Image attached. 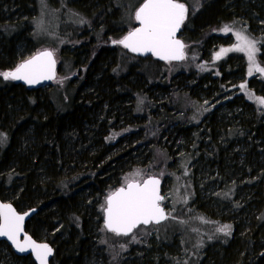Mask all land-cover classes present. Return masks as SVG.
<instances>
[{"label": "trees", "instance_id": "trees-1", "mask_svg": "<svg viewBox=\"0 0 264 264\" xmlns=\"http://www.w3.org/2000/svg\"><path fill=\"white\" fill-rule=\"evenodd\" d=\"M47 1L0 0V71L13 70L32 56H24V51L33 49L37 53L44 48H57L62 41V49L70 48L66 59L61 57L60 51L63 59L58 73L63 69L60 74L65 78L63 85L51 82L44 85L45 90L44 86L29 87L0 77V199L12 203L19 211L37 210L26 229L36 240L52 244L55 252L51 264H264V157L259 153V148H264L263 109L254 108L253 112L241 98L226 99L225 90L220 88L224 81L217 76L203 85L200 72L193 71L194 67L184 72L176 71L179 65L176 66L170 78L180 74L189 81H178V85L170 83L168 88L162 89L166 87L164 81L169 80L170 73L163 71V62L151 56L133 57L120 45L113 46L109 41L113 37L119 39L132 26L118 22L123 16L126 0H62L57 8L47 6L51 12L60 9L69 12L76 25L71 24L59 32L48 24L44 33L60 41L42 43L36 39L35 19L39 17L41 3L46 5ZM195 1L188 0L190 8ZM80 12H87V17L81 16ZM260 19H264V0H206L198 11L189 13L183 24L182 38L184 42H193L201 51L198 52L205 54L212 41L207 33L219 28L223 21L227 24L244 22L254 33L264 35V24L256 22ZM256 27H261L262 31L256 32ZM121 56L130 59L126 60L125 69L120 67ZM261 58L264 59V46ZM148 62L156 65L157 73L151 79L143 68ZM226 63L224 65L235 78L242 73L240 62ZM195 79L192 89L184 88ZM154 84L159 90L151 92ZM253 88L264 95V83ZM58 90H61L59 95ZM212 90L215 97L203 98L210 100L212 108L207 104L203 109L219 112L201 117L200 111L197 112L198 107H202L199 101L188 97L199 98L203 92L205 96H213L207 95ZM164 92L169 98L163 102L165 109L160 111L163 117H156L149 108L141 109L130 101L137 97L150 98L153 93L162 97ZM227 93L230 97L231 91ZM180 95L187 98H179ZM218 98L226 100L223 106ZM181 105L192 114L182 122L176 117ZM234 118L243 121V131L250 136L243 159L240 154L228 153L223 144L218 143L221 142L219 136L223 138L222 142L224 138L232 140ZM163 124L167 132L170 130L167 142L171 141V149L179 142L178 138L182 146L185 145V152L175 153L178 154L176 157L170 155L171 159H168L170 162L178 159L177 168L171 172H177L179 180L173 185L180 186L186 180L193 182L192 165L196 160L193 150L196 143L205 142L208 134L211 142L205 152L211 158L196 169V179L202 180L207 173H213L214 166L222 172L225 170L227 175L232 172L236 175L237 165L242 175L250 172L248 175L252 177V185L247 193H243V201L235 198L231 201L232 207L243 213L226 222L231 225L229 237L215 236L200 250L190 247L186 238L189 236L190 240L198 242L196 235L190 232L191 227H196L195 214L208 216L196 206L199 197L196 188H193L194 203L193 199L191 207L183 208L178 218H194L187 235L183 226L179 228V224L172 221L168 223L170 227L164 224L140 227L135 231V241L131 236H116L104 229L102 206L105 196L121 186L119 176L128 169L130 156L125 152L124 142L135 135L136 147L147 141L162 145L153 130L157 129L156 125ZM133 126L138 132L132 134L133 129L128 138L125 128ZM142 131L148 133L139 139L137 134ZM152 132L153 136H150ZM163 148L167 149L165 156L169 148ZM215 149L223 150L212 154ZM183 173L188 176L184 178ZM213 202V210L220 212L219 200L213 199ZM218 220L216 222L221 226ZM0 264L36 262L30 255H17L7 242L2 241Z\"/></svg>", "mask_w": 264, "mask_h": 264}, {"label": "rangeland", "instance_id": "rangeland-1", "mask_svg": "<svg viewBox=\"0 0 264 264\" xmlns=\"http://www.w3.org/2000/svg\"><path fill=\"white\" fill-rule=\"evenodd\" d=\"M182 1H183V3H185L189 7V13H191L192 8H190V6L188 4L189 3L188 0H182ZM204 1H206V0H196L195 3L193 4V6H191V7H195V9H197V11H198L199 7L202 6V3ZM50 2H51V4H50ZM141 3H142L141 0H126V1H124L123 2L124 6H125L124 13H123V16L118 19L119 20L118 22L123 23L124 25L130 24L129 26L132 25L131 28L134 27V24L135 25L138 24V21L135 20V11L141 5ZM60 4H62V0H49L46 2V5L41 3L39 17L38 18L36 17V19H35V29L38 32V34H37L38 36L36 39L41 41L42 43H45V44L46 43H56V42L60 41V39H58L56 41L55 36L44 33V31L47 29L48 24H50V28H54V30H58L59 32L62 31L63 29H68L69 26H71V24L73 26L76 25L75 24L76 21L73 20L74 17L69 12L68 13L64 12V9H60L59 12H51L47 9V6L49 8H57L58 5H60ZM85 10L88 11L86 8H85ZM75 13H76V11H75ZM80 13H81V16H83L84 18L87 15L86 14L87 12L84 14L82 12H80ZM77 17L79 18V16H77ZM131 18H132V22H131ZM86 20H87V18H86ZM256 22H258V24H264V19L257 20ZM225 25L232 26L233 31L229 32V33H224L223 31H221V29ZM131 28H129L128 31ZM256 29H257L256 32L262 31L261 27L260 28L256 27ZM236 31H245L251 38L256 39V40L261 42L257 45L259 48V52L257 53L256 59H257V62L260 64V66L264 67V59L262 60V58H261L262 57V48L264 46V35L260 34V33L259 34L254 33L247 25H245L244 22L238 23V22L234 21L233 23L227 24L223 21L222 25L219 28L214 29L211 32L207 33V37H210L212 41H210L209 48L206 49L207 51H204L205 54H200L201 51H199L198 48L194 47L193 42H191V41L187 42L186 41V42H184L186 45V47L184 49V52H185V59L184 60L170 61V62L169 61H165V62L162 61L165 64V65H163L164 66L163 71H165L166 74L168 72H170L168 75V78H167L169 80L164 81L165 84L163 86H166V87H164L162 89L168 88L170 83L177 84L178 81H185V80L187 81L186 77L179 76L180 74L173 77V78H170L172 73H173V70L175 69L176 66L179 65L176 68V71L177 70H184V72H187L190 68L192 69V67H194L195 69H192V70L200 72V75H201L200 77L203 80L202 81L203 85L205 84V82H209V79L212 80L214 77L219 76V78L222 81H224L221 84L220 88L225 90L226 99L227 98H235V97L241 98V102L245 101L248 104V108L251 109V111L254 112V108L256 110L259 108H262L263 114H264V105L258 104L254 98L250 99L249 95H248V93L251 92L254 94L255 97L264 98V95L262 93H260L259 90H255L253 88V87H260V83H264V74L253 72V75H251V76L248 75V69H249L250 65H249V61L247 59V55L243 52H235V51L228 52L226 55H223L221 59H219V60L215 59V54L221 48H230L234 44L237 43V40L235 37ZM119 32L117 31V33H119ZM182 33H183V30H181V36H180L181 38L183 36ZM124 34L119 39H122ZM119 39L113 37V38H110L109 41H111V45L116 46V44L112 43V41L119 40ZM64 43H65V41H64ZM62 44H63V41H62ZM62 44H59V47H57V48H49L48 47V48H44V49L38 51V52H41L44 50H50L53 52L54 56L56 57V60H57L56 78L54 80H52V84L57 83L59 85H63L65 83V78H63L60 75L61 72L63 71V69L59 70V73H58V68H59V65L61 64L62 59H63L61 57H64V59H66L65 55L68 54L70 48H69V46H67L66 48L62 49V46H63ZM33 51H34L33 49H31L27 52L24 51L23 55L24 56H27V55L33 56L36 54ZM55 51H58V53H56ZM60 51H61V57H60ZM121 54H123V52ZM133 57H136V56H133ZM20 58L24 59L22 56H20ZM126 60H130V59L127 58L126 56L120 57V67L121 68L125 69L127 67V64H126L127 61ZM227 60H228L230 65H233V63L235 61L240 62V65L242 64L241 66L243 67V71H242V73H239V75L236 78L234 76H232L230 69H227V67L224 65ZM157 61H159V60H157ZM228 62L226 63L227 65H228ZM190 63L192 65H190ZM238 65H239V63H238ZM241 66H239L238 68H240ZM143 68H144L145 72L149 73L148 75H149L150 79L152 77H154L157 73L156 65L152 62H148V64L144 65ZM222 71L224 73H222ZM204 76H208V77H204ZM224 76H225V79L223 78ZM165 79H166V77H164L163 80H165ZM188 81H189V79H188ZM210 82H212V81H210ZM256 82H259V84H258L259 86L257 85ZM49 83H51V82H49ZM195 83H196V80L192 84H189V86H185L184 88L190 90L193 88ZM243 83L247 84L246 90H242L239 87V85H241ZM41 86H44V85H41ZM152 86L153 87L150 88L151 92H155L156 90H159L158 87L155 86V84ZM227 86H229V87H227ZM147 87L149 88L148 85H147ZM45 90H47V87H45ZM227 91H231L230 97H229ZM167 92H164L163 94H165V95H163L162 97H160V96L156 97L155 93H153V96L150 98L137 97V98L131 99L130 101H132L131 104H133L134 106L139 107L141 109L149 108V111L153 115H155L156 117L157 116L163 117V114H160V111L165 109L163 102L167 98H169V96L166 97ZM60 93H61V90H58V95ZM207 95H213V90ZM212 97H215V96L214 95L213 96H205V93L203 92V93H201L199 98H194V97H188V98H192V99L199 101L200 106H202V107H198L197 112L200 111L199 116L204 117L207 114H210L208 116H211V115L215 114L216 112H219V111H213L212 112V110L205 111L203 109V107L207 104L210 105V107L212 108V104L209 100ZM179 98H187V97L180 95ZM203 98H209V99H203ZM218 100L220 103H222L220 106H223L225 104L224 102L226 100H222V98H218ZM189 104L193 108H196L193 103L189 102ZM147 105H149V106H147ZM221 108H219V110ZM238 112H240V110H237V113ZM147 113L149 115V112H147ZM191 115L192 114L189 112V110L185 106L181 105L180 112L176 114V117L179 119L178 121H181V120H184L188 116H191ZM225 116H226V118H229V114H226ZM234 119H235L234 120L235 125L232 124V127H231L232 128V135H233L232 140L228 141L227 138H224V142H222L223 138L221 136H219L218 141L220 140L221 142H218V143L223 144V146H224L223 149H225L228 153L231 152V154H233L235 156L240 154V158L243 159L245 157V153H244L245 148H246L245 146H246L247 142L250 140V136L247 135L246 131H243V125H242L243 121L240 119H236V118H234ZM132 121H134V119H132ZM134 122H137V120H135ZM134 122H131V123H134ZM263 122H264V119H263ZM156 127H157V129H154L153 132L156 133V137L158 139V142L163 143L162 145H159V144L155 145L154 142L147 141L145 144L143 143V144H140L139 147H136L138 142L134 141V139H136L135 135H133L134 137H132L131 140H128V141L126 140L124 142L125 152L127 153L128 156H130V160L127 163L128 169L124 173H122V175L119 176V179H118L119 182L118 183H119V185L123 186L124 178L125 177H131L137 171H139V173H140V176L137 177L139 179H146L149 176L160 177L162 180V195L165 196V200L163 201L162 204L166 208V211L168 212V217L170 219H172V220H167L162 224H164L163 226H168V227H170V225L168 223L171 221L173 224H175V223L179 224V228H181L183 226V231L185 232L186 235L188 234V229H189L190 223L195 222V220H194V218L192 219V217H189L190 220H187V218L183 219V220L178 219V218L181 216V214H182L181 211L183 208L191 207L192 200L196 197L195 190L193 188H196V192L199 196L197 201H196V206L199 207L200 209H202L203 211H205L208 214V216L206 215V217H205L203 215L202 216L199 215L198 213L195 214L196 215V222H195L196 227L192 228L190 226L192 229V230H190V232L192 231V234L196 235V239H198L199 241L196 242L194 239L190 240L189 236H186V238L188 241V245H190V247L200 250V247L205 246V244L208 240H210V239H212L218 235H222V236L225 235L222 232L216 231L217 228H219L223 225L229 224L226 222L229 221L230 218L236 219L243 213L241 211L235 210L232 207L233 202H231V201L234 198L236 200H240V201L242 200L243 193H247L249 188L252 185V181H251L252 177H250L248 175V173H250V172H247V173L245 172V174L242 175V172H240V169H239V165H237L236 171H234L236 173V175H234L233 172L230 173L229 175H227L225 173V170L222 172L221 170H218V167L214 166L213 173H210V172L207 173L206 176L202 180L196 179V169L199 166H202V164H207L209 158H211L210 154L205 152L206 148L208 147L209 143L211 142V140L209 139V134H208L205 142L204 143H202V142L196 143V146L193 150L195 155H196V160H195L194 164L192 165V170L194 171V174H195V178L193 179V182H189L186 180L185 183L184 184L181 183L180 186L179 185H176V186L173 185V182L175 183L179 180V174L177 172H171L172 169L177 168L178 159L176 158L174 160H171V162L168 159L170 158V155L172 157L173 156L176 157V156H178V154L175 155V153L185 152V150H184L185 145L182 146V142L180 141L181 139L178 138L179 142L175 143V146H172V149H171V146H170L172 144L171 141L167 142L168 141L167 138L171 136L169 134L170 130L167 132V128L164 127V124L163 125H156ZM125 129H127L126 132H127V135H129L128 138L130 136H132V134H136L138 132L136 126H133L131 129H128V128H125ZM133 129H134V133L130 134L133 131ZM153 132L149 133L150 136H153ZM145 133H148V132L142 131L141 134H137L138 135L137 137H139V139H140V138H142L143 135H145ZM192 133L194 134V132H192ZM165 134H167V135L164 136ZM263 134H264V132H263ZM229 136H231V135H229ZM262 141L264 142L263 138H262ZM164 143H166V144H164ZM165 146H167L170 151L168 150V153L165 156H163L164 153H166V151H167V149L164 150V148H163ZM223 149H217V150L215 149V151L212 152V154L222 152ZM236 150H239L240 153H238ZM123 151H124V149H123ZM259 152L264 157V148H259ZM165 157H166V161H165ZM241 162H240V164L242 165V168H243V161H241ZM170 173H173V174L171 175ZM188 173L190 174V172H188ZM183 174H184V178L188 176L187 173H183ZM226 176H228V178ZM209 189L211 190V193L208 194ZM212 198L214 200H219V202L217 204L219 206L220 212L213 210L212 207L214 205V202H213ZM195 199L193 200V203H194ZM201 203H203V204H201ZM222 205H224V206L222 207ZM239 212H241V213H239ZM236 213H238V214H236ZM229 216H231V217H229ZM217 219H219L218 223L222 224L221 226H219L217 224V222H216ZM223 220H225V221H223ZM137 230H139V229H137ZM182 235H184L183 232H182ZM226 237H229V235H227Z\"/></svg>", "mask_w": 264, "mask_h": 264}, {"label": "snow or ice", "instance_id": "snow-or-ice-1", "mask_svg": "<svg viewBox=\"0 0 264 264\" xmlns=\"http://www.w3.org/2000/svg\"><path fill=\"white\" fill-rule=\"evenodd\" d=\"M196 11L192 8V13ZM189 15V7L180 0H143L141 6L135 11V20L139 27L128 32L122 39L112 43L123 45L134 53H152L161 60H184L186 47L177 38V32ZM221 31L232 32V26L225 25ZM237 43L230 48H221L215 59L219 60L228 52H243L249 61L248 75L253 72L264 74V67L257 62L258 44L260 41L251 38L245 31H236ZM54 54L44 50L30 59L19 63L13 70L0 71L4 80H23L27 84H36L41 80H51L55 77ZM242 90L247 89V84L239 85ZM249 98H254L260 105H264V98L255 97L248 93ZM139 171L131 177L124 178L123 186L110 192L102 206L104 212V229L116 236H131L135 241L134 230L141 225L160 224L169 217L165 213L161 202L165 196L161 195L160 180L154 176L139 179ZM35 211V210H33ZM28 213L19 214L11 204L0 203V236L7 237L20 252L31 250L35 253L40 264H48V257L52 249L46 243H37L31 236L24 234V220ZM225 235L231 234V225H223L216 229Z\"/></svg>", "mask_w": 264, "mask_h": 264}, {"label": "water", "instance_id": "water-1", "mask_svg": "<svg viewBox=\"0 0 264 264\" xmlns=\"http://www.w3.org/2000/svg\"><path fill=\"white\" fill-rule=\"evenodd\" d=\"M143 3V2H142ZM141 3V4H142ZM141 6V5H140ZM139 6V7H140ZM138 7V8H139ZM137 8V9H138ZM136 27H139V23H138V25L136 26ZM135 27V28H136ZM182 28H183V25L181 26V28H180V30L177 32V38L178 39H180L181 40V42L183 43V44H185L184 43V41H183V39L182 38H180V32H181V30H182ZM128 34V33H127ZM126 34V35H127ZM123 46V45H122ZM126 49V48H125ZM128 51H130L129 49H127ZM48 51H50V50H48ZM131 53H133V54H135V55H137V56H140V57H149V56H151V57H153V58H155L156 60H159V61H167V60H161L159 57H157V56H155V55H153L152 53H145V54H142V53H134V52H132V51H130ZM39 53V52H38ZM37 54V53H36ZM35 54V55H36ZM34 56V55H33ZM32 57V56H31ZM30 57V58H31ZM30 58H28V59H30ZM54 59H55V61H56V65H55V77H56V69H57V60H56V57L54 56ZM173 61H181V60H173ZM55 77L53 78V79H51V80H41L39 83H36V84H31V85H29V84H27L25 81H23V80H14V81H17V82H21V83H23V84H25V85H27V86H29V87H38V86H41V85H46V84H49V82H52V80H54L55 79ZM154 177H156V178H158L159 180H160V191H161V195H162V180H161V178L160 177H158V176H154ZM148 178V177H147ZM146 178V179H147ZM121 187V186H120ZM119 188V187H118ZM0 203H4V204H11L12 206H13V208L17 211V213H19V214H24V213H28L29 215H27L26 217H25V220H24V224H23V227H24V233H22L21 234V240H23V236H24V234H27V235H29V236H31V234L30 233H28L27 232V229H26V224H27V222L28 221H30V219L32 218V216L36 213V209H30V210H25V211H19V210H17L16 208H15V206L12 204V203H10V202H5V201H2L1 199H0ZM163 203V201L161 202V204ZM162 207L164 208V210H165V213L168 215V212L166 211V208L163 206V204H162ZM33 210H35V211H33ZM104 214V213H103ZM166 220H164V221H161V223L160 224H162V223H164ZM103 224H104V216H103ZM154 224V223H153ZM160 224H155V225H160ZM149 225H151V224H149ZM149 225H143V226H149ZM142 226V225H141ZM135 231V230H134ZM32 237V236H31ZM32 239L33 240H35L37 243H46V244H48L49 245V247L52 249V254L48 257V264H51V262H50V260L52 259V257H53V255H54V248H53V246L50 244V243H48L47 241H38V240H36L34 237H32ZM2 241H5V242H7L10 246H11V248H12V250L17 254V255H19V256H26V255H30V256H32V258H33V260L36 262V264H40V262L36 259V256H35V253L34 252H32L31 250H28V251H25V252H20L17 248H16V246L12 243V241H10L7 237H3V236H0V242H2Z\"/></svg>", "mask_w": 264, "mask_h": 264}, {"label": "bare ground", "instance_id": "bare-ground-1", "mask_svg": "<svg viewBox=\"0 0 264 264\" xmlns=\"http://www.w3.org/2000/svg\"><path fill=\"white\" fill-rule=\"evenodd\" d=\"M181 38V37H180ZM155 59V58H154ZM160 62H162V61H160ZM196 80V79H195ZM135 85V84H134ZM126 98V97H125ZM128 102V101H127ZM130 102V101H129ZM130 104V103H129ZM124 108H125V106H124ZM110 120L108 119V122H109ZM105 122V121H104ZM107 126V125H106ZM119 128V127H118ZM103 130V129H102ZM107 132V131H106ZM109 133V132H108ZM106 135H107V133H106ZM258 136V135H257ZM103 138V137H102ZM128 143V142H127ZM128 145V144H127ZM131 145V144H130ZM257 152V151H256ZM260 153V152H259ZM261 157V156H260ZM259 157V158H260ZM257 159H258V157H257ZM254 163V162H253ZM258 164H259V162H258ZM263 164V163H262ZM260 167H261V165H259ZM249 169V168H248ZM252 170V169H251ZM263 170V169H262ZM250 171V170H249ZM263 174V173H262ZM259 175H260V173H259ZM258 178V177H257ZM263 178V177H262ZM255 179H256V177H255ZM254 179V180H255ZM255 181H257V180H255ZM263 184V183H262ZM260 186V185H259ZM264 186V185H263ZM264 190V189H263ZM258 195V194H257ZM260 197V196H259ZM249 202V201H248ZM257 203V202H256ZM252 204V203H251ZM262 209H263V207H262ZM262 211V210H261ZM263 212H261V214H262ZM259 215H260V213H259ZM257 219V218H256ZM235 222H236V220H234ZM233 221V222H234ZM143 226V225H142ZM142 226H140V227H142ZM249 226V225H248ZM139 227V228H140ZM228 242V241H227ZM49 243V242H48ZM52 245V244H51ZM217 249V248H216ZM220 251H221V249H219ZM223 250V249H222ZM222 252V251H221ZM210 257V256H209Z\"/></svg>", "mask_w": 264, "mask_h": 264}, {"label": "flooded vegetation", "instance_id": "flooded-vegetation-1", "mask_svg": "<svg viewBox=\"0 0 264 264\" xmlns=\"http://www.w3.org/2000/svg\"><path fill=\"white\" fill-rule=\"evenodd\" d=\"M138 24H136L133 28H131L129 31H127L125 34H124V36L128 33V32H130V31H132L136 26H137ZM123 36V37H124ZM180 36H181V32H180ZM122 37V38H123ZM120 45V44H119ZM124 50H125V52H127L129 55H133V56H136V57H140V56H137V55H135V54H133V53H131L130 51H128L127 49H125L122 45H120Z\"/></svg>", "mask_w": 264, "mask_h": 264}]
</instances>
